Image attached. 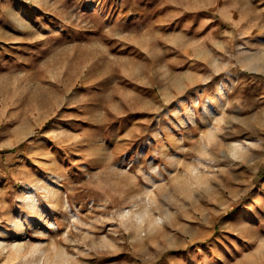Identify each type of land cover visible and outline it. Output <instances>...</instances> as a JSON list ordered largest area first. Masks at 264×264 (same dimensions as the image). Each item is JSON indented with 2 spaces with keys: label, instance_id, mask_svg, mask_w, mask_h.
I'll use <instances>...</instances> for the list:
<instances>
[{
  "label": "rangeland",
  "instance_id": "obj_1",
  "mask_svg": "<svg viewBox=\"0 0 264 264\" xmlns=\"http://www.w3.org/2000/svg\"><path fill=\"white\" fill-rule=\"evenodd\" d=\"M20 213L0 264H264V0H0V237Z\"/></svg>",
  "mask_w": 264,
  "mask_h": 264
},
{
  "label": "bare ground",
  "instance_id": "obj_2",
  "mask_svg": "<svg viewBox=\"0 0 264 264\" xmlns=\"http://www.w3.org/2000/svg\"><path fill=\"white\" fill-rule=\"evenodd\" d=\"M58 178H60V176H58ZM61 188H62L61 185H57L56 188L55 187H52L51 189L47 188L48 190L47 194H49V198L54 194L61 195L62 193ZM24 202L26 203L27 207L31 209H38L45 216L46 214L49 213L48 209H46L44 206L41 205L40 195L36 193L35 188L32 185H28L26 187V197H25ZM47 205L48 206L51 205L53 209H56L54 208L56 206L54 204L47 203ZM10 217L11 218H10L9 223L12 225V228H14L15 235L8 237L7 230L1 229V233L3 234V237H0V249L2 253L9 254V255L21 252L20 250L23 248L24 242L26 241L24 234L27 233V231L31 228L32 221H33L32 218L25 216L23 213H20L15 216L12 215ZM47 223L52 229L59 228L57 219L53 217L52 215H50V217L47 218ZM40 247H41L40 245H35L34 248L30 251V254H36V252L37 253L43 252V249H40Z\"/></svg>",
  "mask_w": 264,
  "mask_h": 264
}]
</instances>
